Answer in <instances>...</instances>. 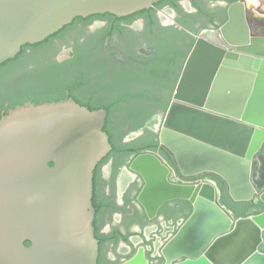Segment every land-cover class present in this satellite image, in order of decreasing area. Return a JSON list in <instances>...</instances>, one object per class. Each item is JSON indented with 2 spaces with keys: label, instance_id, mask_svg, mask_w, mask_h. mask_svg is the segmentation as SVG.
<instances>
[{
  "label": "water",
  "instance_id": "obj_1",
  "mask_svg": "<svg viewBox=\"0 0 264 264\" xmlns=\"http://www.w3.org/2000/svg\"><path fill=\"white\" fill-rule=\"evenodd\" d=\"M160 1L0 0V65L76 18L106 13L124 17ZM245 3L236 0L229 5L227 21L217 29L221 43L215 41L214 30L197 37L162 120L159 143L182 177L213 174L225 182L233 202L264 204V187L258 188L254 180L264 147V96L263 102L255 97L258 89L264 90V84H256L264 78V56L242 52L264 36L254 35ZM202 44L211 48L215 66L198 80L193 97L183 90ZM255 110L260 115L253 116ZM187 116L206 123L203 128L188 120L175 123ZM106 119V110L91 111L71 99L26 103L3 114L0 264H98L93 177L99 162L112 151L104 131ZM214 128L219 131L212 132ZM200 149L231 160L227 170L208 162L190 169L187 164L194 159L185 152ZM197 158L202 160V154ZM130 171L143 181L137 202L148 219L156 218L169 202L192 206L190 216L161 249L164 264H264V211L236 218L219 204L222 192L214 182H171L169 167L153 153L137 155ZM238 188L244 189L243 194H237ZM122 264H148L144 249Z\"/></svg>",
  "mask_w": 264,
  "mask_h": 264
},
{
  "label": "flooded vegetation",
  "instance_id": "obj_2",
  "mask_svg": "<svg viewBox=\"0 0 264 264\" xmlns=\"http://www.w3.org/2000/svg\"><path fill=\"white\" fill-rule=\"evenodd\" d=\"M173 1L162 0L148 10L124 17L106 13L76 18L43 42L24 46L19 58L7 64L8 70L23 73L24 78H36L40 90L46 94L71 99L88 109L109 107L104 127L110 134L109 141L140 147L133 142L150 134L159 136L157 132L165 115L158 111L147 119L141 118V114L152 111L153 104L149 100L173 98L197 37L205 30L217 29L222 10L226 8L227 15L229 5L234 3L230 0H175L179 5L176 8ZM262 3L264 0L245 3L247 16L253 15L256 23L264 21V5L262 12L259 11ZM256 40L251 47L264 46V37ZM251 47L245 50L264 56L262 51H253ZM4 95L5 88L0 86L2 115L8 108ZM140 121L142 127L134 129L133 123ZM144 144L147 143L141 146ZM159 147L163 148L160 143ZM136 156L129 151L115 152L112 146V151L99 162L106 160L99 179H94V172L93 225L95 233L99 229L101 238L98 239V264H122L140 248L144 249L148 264H164L161 249L186 217V202L173 201L164 204L156 218H147L137 202L143 181L130 171ZM259 156L264 157V147ZM160 159L170 169L171 182L185 184L205 179L202 177L205 174L186 179L167 158ZM172 173L178 179L173 178ZM257 174V178L262 179L260 182H264V174L261 177ZM262 211L259 208L252 213ZM127 253L129 255L124 256Z\"/></svg>",
  "mask_w": 264,
  "mask_h": 264
},
{
  "label": "trees",
  "instance_id": "obj_3",
  "mask_svg": "<svg viewBox=\"0 0 264 264\" xmlns=\"http://www.w3.org/2000/svg\"><path fill=\"white\" fill-rule=\"evenodd\" d=\"M236 0H232V2H235ZM177 1H173V4L176 8H179V5L176 3ZM225 23V21L223 22ZM215 28L218 29V26H216ZM20 54L16 57L17 59L19 58ZM15 58V59H16ZM14 62V60H9L6 63L0 65V72L3 71L2 77L6 76V79H2L3 82L0 84V86L3 88H5V101L8 103V108L5 111L4 114H7L9 110L15 109L18 106H23L26 103H33L35 105H39V104H44V103H58V102H63L65 100H67L64 97H58L56 95H50V94H46L44 91L40 90V87L38 85V81L36 78H24V76L21 73H16L14 71H9L8 70V63ZM26 75V74H24ZM34 79V80H33ZM146 100V99H145ZM138 101H142L141 99H139ZM152 101L153 105H158L161 103V100L159 99H152L149 100ZM152 105V106H153ZM105 109L107 110V112L109 113L110 108L109 107H105ZM89 110L94 111L95 109L89 108ZM167 111L166 107L163 108V114H165ZM153 114V111L147 113L146 115H140L141 118L144 117L145 119L151 117ZM109 115V114H108ZM2 114H0V119L2 118ZM134 129H140L142 127V123L141 121L136 123H133ZM104 131L106 132V128H104ZM110 136V134H108ZM110 144L113 146V149L115 150V152H119V151H129L131 153H135V154H141L144 152H156V151H161V153L175 166L172 156L169 154V152H167L164 148H160L159 147V142L158 141H153L147 144H144L143 146L140 147H132L129 144L128 145H116L114 144V142L112 141V139H110ZM106 162V160H104L103 162H101L96 170H95V178L94 179H99L100 178V170L102 165ZM205 179H210L213 180L217 183L218 187L220 188L222 194H221V199H220V204L221 206H223L226 210H228L232 215H234L236 218L239 217H247L249 216L253 210L255 209H262L264 210V204L262 203H258V204H254V203H235L233 202L228 194H227V187L225 182H223L220 178H218L217 176L213 175V174H205L204 176ZM187 206V210H188V215L185 217L184 221L190 216V214L192 213V208L190 207L189 204H185ZM260 213V212H259ZM99 229L96 231L95 236L97 239H101L99 237ZM105 238V237H104ZM26 246H30V243H26Z\"/></svg>",
  "mask_w": 264,
  "mask_h": 264
},
{
  "label": "bare ground",
  "instance_id": "obj_4",
  "mask_svg": "<svg viewBox=\"0 0 264 264\" xmlns=\"http://www.w3.org/2000/svg\"><path fill=\"white\" fill-rule=\"evenodd\" d=\"M245 9H246V12H247L246 5H245ZM235 16H236V18H238L239 17V12H237L235 14ZM235 37H237V35H232L233 39H236ZM204 38L206 40H209L208 35L206 37H204ZM261 49H262V53L264 54V47L261 48ZM245 51H246V53L253 54L252 52H250L248 50H244L242 52H245ZM214 66H215V60L213 58H211V48L209 46H207L206 44H202V46H200V48L198 49V51L196 52V55L194 57V60H193V63H192V68H191V71H190L192 76L189 77L188 81L186 82L185 88L183 90L184 93H186V94L189 93V95H191L193 97H196L197 96L196 94L198 92V86L200 84L198 82V80L201 77H206L207 75H209ZM256 84H258V85L264 84V78L263 77H259L257 79ZM228 92H229V94L231 93L229 90H228ZM263 96H264V90L262 91V90L258 89V91L256 92V96H255L257 98L258 102L262 101ZM256 111H258V110H255L254 112H252L253 116H255V114L260 115L259 112H256ZM249 112L251 114V109L248 111V113ZM256 118H260V117H256ZM185 120H188L190 123H192V121H193L192 124L195 127H197V128H200L201 126L203 128L205 123H206V122H204L203 119L194 118L192 116H187V117L181 118L180 120H178V122H175V123H179V122H182V121H185ZM195 122L199 126H197L195 124ZM215 131H219V129L214 128L212 130V132H215ZM168 139H169V137H168ZM234 139L235 138L233 137V140ZM241 139L242 140L246 139V133H245V136L242 137ZM170 140L172 142L176 143L175 139L170 138ZM185 149H187V148H185ZM200 153L203 156L202 160L197 158ZM185 154H186V157L189 154L194 159L193 161L188 162V164H187V165H189V167H191L190 169H192L194 166H196L200 162H202V163H207L208 162V163H213L214 165H218L219 164V167L226 171L227 170L226 167L229 164V162L231 161V160H228L226 157H224V156H222L220 154L209 152V150H207V149H200L198 151V153L197 152L191 153L188 150H186ZM258 165H259L258 164V160H256L254 180H255L256 185L258 186V188H262V187H264V182H260V181H262V179L261 178L260 179L257 178L256 170L258 169L257 168ZM233 175L236 176L235 172H233ZM124 182H125V177L120 182L121 186L124 184ZM236 192H237V194H243L244 189L243 188H238L236 190Z\"/></svg>",
  "mask_w": 264,
  "mask_h": 264
},
{
  "label": "rangeland",
  "instance_id": "obj_5",
  "mask_svg": "<svg viewBox=\"0 0 264 264\" xmlns=\"http://www.w3.org/2000/svg\"><path fill=\"white\" fill-rule=\"evenodd\" d=\"M232 2V0H230V3ZM227 4H229V3H227ZM263 3H262V6L259 8L260 10V12H262L261 11V9H262V7H263ZM212 8V7H211ZM222 12L223 13H221V15H220V18L218 19V22H219V26H218V28L221 26V25H223V22L224 21H226L227 20V15H226V8H224V10H222ZM253 17V15H251L250 17H249V21L251 22V25L253 24V23H256L255 21H254V19L252 18ZM252 30H253V33H254V35L256 36V37H261V36H264V23H260V24H258V23H256L255 25H252ZM212 35H213V37H214V39H215V41L216 42H218V43H221L222 42V40H221V38H220V36H219V34H218V32H217V29H215L214 30V32L212 33ZM257 41V40H256ZM264 46H263V44H261V46H259V45H256V46H252L251 47V49L253 50V51H256V52H258V51H262V49L261 48H263ZM2 74H3V71H1L0 72V84L3 82V80L2 79H6V76H4V77H2ZM171 100H172V98L171 97H169V96H167V97H164V98H162V100H161V103L160 104H158V105H153L150 109L153 111V114H155V113H157L158 111H163V108H165L166 107V109H168V105H169V103L171 102ZM163 113V112H162ZM124 123V122H123ZM154 124H155V122H154ZM155 126V125H154ZM157 133H159V130H158V132ZM158 135H153V134H150V135H147V137L146 138H139V139H137V140H135L133 143L134 144H143V143H150V142H153V141H158ZM154 154H156L159 158H163V159H166V157L161 153V151H156V152H153ZM260 154H261V152H260ZM259 154V155H260ZM258 155V158H257V160H258V169L256 170V172L257 173H259V175H260V177H261V175L262 174H264V157H261V156H259ZM176 171V170H175ZM105 172L107 173V171L105 170ZM173 174V173H172ZM175 174V173H174ZM173 174V178H175V179H178V176L177 175H174ZM176 174H177V172H176ZM258 175V174H257ZM258 178H259V176H258ZM205 180V179H204ZM203 179H200V180H198V181H196V182H192V183H198V182H201V181H204ZM206 180H209V181H212V182H214L216 185H217V183L215 182V181H213V180H210V179H206ZM218 186V185H217ZM220 199H221V195H220V197H219V199H218V202H219V204H220ZM187 204H189L188 202H186ZM190 205V204H189ZM221 205V204H220ZM185 207V213H186V216L188 215V210H187V206L185 205L184 206ZM190 207L192 208V206L190 205ZM152 228V226H150V228L149 229H151ZM120 250V249H119ZM121 254H123V253H121ZM127 255H129V253H127V254H125L124 256H127ZM121 256H123V255H121Z\"/></svg>",
  "mask_w": 264,
  "mask_h": 264
},
{
  "label": "built area",
  "instance_id": "obj_6",
  "mask_svg": "<svg viewBox=\"0 0 264 264\" xmlns=\"http://www.w3.org/2000/svg\"><path fill=\"white\" fill-rule=\"evenodd\" d=\"M202 182V181H201ZM198 183H200V182H198ZM185 184H188V183H185ZM193 184H195V183H193Z\"/></svg>",
  "mask_w": 264,
  "mask_h": 264
}]
</instances>
